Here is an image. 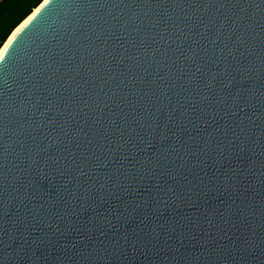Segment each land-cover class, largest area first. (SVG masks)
<instances>
[{"label":"water","instance_id":"obj_1","mask_svg":"<svg viewBox=\"0 0 264 264\" xmlns=\"http://www.w3.org/2000/svg\"><path fill=\"white\" fill-rule=\"evenodd\" d=\"M41 2L0 53V264H264V0Z\"/></svg>","mask_w":264,"mask_h":264},{"label":"trees","instance_id":"obj_2","mask_svg":"<svg viewBox=\"0 0 264 264\" xmlns=\"http://www.w3.org/2000/svg\"><path fill=\"white\" fill-rule=\"evenodd\" d=\"M40 2L41 0H0V46L11 30Z\"/></svg>","mask_w":264,"mask_h":264},{"label":"bare ground","instance_id":"obj_3","mask_svg":"<svg viewBox=\"0 0 264 264\" xmlns=\"http://www.w3.org/2000/svg\"><path fill=\"white\" fill-rule=\"evenodd\" d=\"M44 1V0H43ZM42 1V2H43ZM41 2V3H42ZM41 4L37 5L35 8H33V10L31 11V13H29L11 32L10 34L8 35V37L6 38V40L3 42V44L1 45L0 47V53L1 51L3 50V48L5 47V45L7 44V42L11 39V37L14 35V33L19 29V27L24 24L38 9V7L40 6Z\"/></svg>","mask_w":264,"mask_h":264}]
</instances>
